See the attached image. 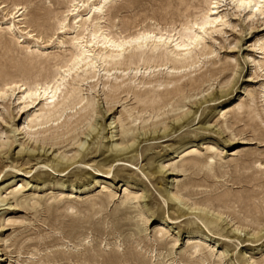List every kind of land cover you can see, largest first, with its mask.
<instances>
[{
    "label": "bare ground",
    "instance_id": "obj_1",
    "mask_svg": "<svg viewBox=\"0 0 264 264\" xmlns=\"http://www.w3.org/2000/svg\"><path fill=\"white\" fill-rule=\"evenodd\" d=\"M115 1L117 0H65L67 7L60 11L59 16L58 11L50 8L42 14L33 11L35 19L42 20L40 25L43 26L52 17L55 18V28L51 35H46L42 29H35L26 22L25 4L13 3L8 6L0 2V13L3 16L0 20V30L13 37L17 44H22L28 53L24 60L19 61V71L28 77L8 78L0 85V106L3 109H6L4 101L8 98L17 104L19 113L27 111L19 129L28 139V143L25 146L20 143L19 148L14 152L12 150L11 154V146L15 140L6 142V133L1 129L0 158L11 155V161H15V165L20 163L18 167H14L24 174H30L37 166L35 174L38 183L42 184L39 188H42L50 184L42 178L47 177L43 168L67 175L78 165L84 164L108 174L110 170L104 171L103 167H112L115 164L113 172L123 177L125 171L129 170L127 166L136 165L143 143L159 139L173 140L177 145H169L171 154L165 153L155 165L141 168L152 181L164 179L159 193L167 200L171 212L165 214L160 206H149V210L157 207V217L153 220L158 223L147 233L151 218L145 214L142 206L138 205L144 196L136 190L137 183L130 179L119 180L123 183L120 186L123 187L121 196L117 195L116 191L108 190L100 191L98 195L91 197L88 195L89 198L85 200L73 199L75 196H72V189L77 188L79 192L84 193L90 187V181L96 184L97 177L88 173L90 176L83 179L82 183L78 179L75 183L69 180L57 183L56 188L59 189L60 195L47 194L38 198L33 193L24 196L23 185L18 187V182L21 181L18 176L22 175H1L5 166L0 165V231L7 225L16 224L24 231L30 226L31 231L33 223L40 222L51 232L62 234L64 242L62 239V242H59L53 238L48 243L46 239L50 238V232L42 233L40 229L20 239L17 235L18 240L14 238L8 245L14 248L12 252L16 254L17 264H127L129 259H136L137 256L132 253L120 255L116 251L102 254L104 247L101 246L88 250L89 234L86 230L81 234L79 231L83 223L99 230L106 217H95L103 215L110 204H115L111 215L120 217L121 222L116 224L118 227L128 224L127 214L131 208L137 212L134 218L140 223L139 233L144 234V238L136 240V246L146 240L141 250L148 255L149 264H158L159 261H162L161 264H210L214 257L216 264H226L225 252L216 251L215 242L210 244V233L224 240L257 243L264 238V215L258 212L253 201L254 196L251 194H247L242 202L244 213L233 207L235 201H232L231 197L241 199L243 196H239L240 191L232 194V189L224 183L217 185L218 179L226 175V171L220 170L224 164L217 165L222 150L212 144H205L204 151L194 148L191 144L197 139L182 131L196 120L202 105H213L218 100L232 95L237 84V79L234 80L235 64L230 56L225 57L223 61L218 58L217 46L213 43L216 41L214 34L217 36L224 33V28L228 26L234 27L229 20L230 15L241 16L243 21L249 22V26L256 20H261L264 24V0H205V6L196 14L186 16L178 27L174 26V23L166 27L154 21L140 27L137 24L131 26L122 23L118 30H113L112 27L117 26L116 24L104 22L108 20L107 12ZM183 1L180 0V3ZM256 38L258 39L253 43V47L260 51V58L255 60L245 56L255 64V69L263 71L262 75H256L255 78L264 76V36ZM235 44L236 42H233L234 47ZM50 57L60 58L53 64L50 74L41 76L40 65ZM215 81L219 89L214 88L215 91H212ZM84 84L89 85L87 89H83ZM258 87L260 90L256 91H252L253 88H243L247 96L235 103L230 113L234 123L244 118L247 121L245 126L251 130L252 135L245 138L246 140L262 143L264 83ZM84 90L90 94L86 91L84 93ZM91 92L100 93L106 113L119 103L122 106L118 111L119 115L112 117L113 121L105 127L107 141L102 147L101 160L96 163L97 145L94 147V144H98L102 125L91 126L98 103ZM187 103L193 105L191 109H184ZM226 114L221 113V116L224 118ZM169 118H172L171 121L166 122ZM227 122L228 119H224L216 122L214 126L200 124L196 129L208 131V134L217 132L223 135L229 128ZM112 123L116 125L111 126ZM114 127L118 128L117 131L112 130ZM87 128L90 129L85 134ZM83 134L85 137L81 138ZM174 135L176 137L172 138ZM235 136L227 134L222 138L233 143ZM206 139L208 138L201 137V144H204ZM30 141L39 142L40 146L29 145ZM7 146L9 149L3 150ZM189 148L191 149L186 151ZM254 150L247 153L254 155ZM257 154L264 155V151ZM166 157L169 158L164 159ZM174 158L178 160L174 161ZM169 160L173 161L168 162ZM91 162L94 164H89ZM251 162L257 171L264 169V163L258 159L253 158ZM187 172L189 174L186 180L178 179V176L186 175ZM41 173L44 175H40ZM63 187H70L72 191L67 196L61 195ZM148 201L145 199V202ZM249 205H253L255 217H251ZM11 209L30 212L32 220H26L22 216L9 217L4 223L3 213ZM41 213L45 216L42 217ZM191 217L201 219L206 230L202 231L200 227L194 226L185 230L178 229L175 233L180 234L183 231L187 241L184 248L177 253L175 250L179 248L180 235L174 236L165 225L171 223L181 226L180 223H184L190 226ZM64 219L70 221L73 228L78 229L70 228L71 225ZM116 225L114 224V227ZM9 236L0 241L7 242ZM41 243L44 249L39 247ZM108 245L109 243L106 246ZM4 246L6 247V244ZM65 249L67 251H64ZM163 249L166 250L165 254ZM41 250H49V254L46 252L47 255L38 257ZM81 250L85 251L82 253ZM247 264H264V258L255 261L249 256Z\"/></svg>",
    "mask_w": 264,
    "mask_h": 264
},
{
    "label": "rangeland",
    "instance_id": "obj_2",
    "mask_svg": "<svg viewBox=\"0 0 264 264\" xmlns=\"http://www.w3.org/2000/svg\"><path fill=\"white\" fill-rule=\"evenodd\" d=\"M0 2L5 3L8 6H11L13 3L25 4L27 6V9L25 11V13L27 14L26 15V22L29 25L33 26V28H35V29H42L46 35H51L53 29L55 28V20H54L55 18L52 17L49 21H47L46 25L43 26V25H40V23H42V20H36L35 19L33 11H36V12L42 14L48 8H50V9H53L55 11H58L57 16H59L60 11L65 10L67 7L65 0H63V1L62 0H0ZM204 6H205V0H191V1L190 0H184L182 3H180V0L179 1L178 0H117L113 3L110 10L107 12L106 17L108 18V20L105 21L104 23H110L112 25L116 24L117 26L112 27L113 30H118V27H120L122 23L123 24H129L131 26L137 24L138 27H140V26H143L145 24L152 23L154 21H156L157 23H160V25H163L166 27L171 23H174V26L178 27L180 22H182L186 16H192V15L196 14L197 11ZM230 16L231 17H229V20H230L231 24L234 25V27L228 26V27L224 28V33L217 34V36H216V34H214L215 35L214 38L216 39L217 43H216V41H214L213 43H214L215 47L217 46L216 50L218 51V58H220L223 61L225 57L230 56L231 60H233L232 63L235 64L234 69L236 71H235V75H234V80L237 79V84L234 88V92L232 95H229L227 97H224V98L218 100L213 105H211V103L202 105V107L200 108V110L197 113L196 120H195L196 122L194 121L192 124H190L189 126L184 128L182 132L187 133L188 136H191V137H194L197 139V141H195L193 144H191V145H194L193 146L194 148H198L199 150L204 151L205 144H210V145L212 144V145H214V147H218L219 150H222V152L220 154V158H218L219 160L217 162V165L219 163L224 164V167L220 168V170L226 171V175L224 177L218 179L219 183L217 185L220 186L221 183H224L226 186L228 185V187L232 189V194L235 191H240L239 196H243L241 199L231 197V198H233L232 201H235V202H233V207L236 210H238L240 213L245 212V208H243L244 206L242 205L243 204L242 202L246 199L247 194L253 195L254 196L253 201L258 208V212L263 216L264 215V169L262 171H257L256 168L253 167L251 159L256 158L259 161L264 163V155H260V154L258 155L257 154L259 152L264 151V142L259 143L257 140H255V141L246 140L247 137L249 138L252 135L250 133L251 130L249 128L247 129L245 126V123L247 121L244 118L242 121L234 123L233 119L231 118L230 112L232 111L233 105L235 103H238L240 100L244 99L247 96V94L243 90V88H246L247 90H249V89L251 90L253 88L252 91H256V90H260V88L258 86H260L261 83H264V79H263L264 76H259V77L255 78L256 75H262L263 71L260 69L259 70L255 69L254 68L255 64L253 62H251L250 60L246 59V57H245L248 55L251 57V59L253 58L255 60L260 58V56H261L260 51L257 48L253 47V43L255 42V40L258 39V38H256L257 36H259V37L264 36V24H262L263 22H260L261 20H259V21L256 20V22L254 21L253 24L251 26H249V22L243 21L241 16H238V15H230ZM2 17L3 16L0 13V20L2 19ZM161 21H163V22H161ZM249 27H251L252 29H250ZM233 42L234 43L236 42L235 47L233 46ZM61 53H62V51H61ZM27 54L28 53L25 52L22 44H17V42L15 41V39L13 37H11L7 33L0 30V85L5 80H7L8 78L16 77V79H19V78L20 79H26L28 77V75L22 74L19 71V68H20L19 61L24 60L27 57ZM225 55H227V56H225ZM59 58L58 57H56V58L50 57V58L45 59V61L40 65V69H39L40 75L45 76V75L50 74V72L53 69V64ZM34 60H38V59H34ZM254 70L255 71L257 70L256 71L257 73ZM218 81H219V79H218ZM88 86H89L88 84H84L83 89L84 88L87 89ZM214 88L219 89V86L216 84V81L214 82V86H213L212 91H215ZM85 91L86 90H84V93L87 92V91L86 92ZM88 93L89 92H87V94ZM91 93L92 94L94 93L93 95L95 96V100H96V102H98V103H96V106H95L96 113L94 114V118L92 120L91 126L92 127L93 126L99 127L100 125H102V130L100 133V139H98V144H94V147L97 145V148H96V150H97L96 155L97 156L95 157V159H97V160H95L94 158H92V159H94L95 160L94 163H96V162L101 160L100 154L103 150L102 147L105 145V143H106L105 141H107V139L105 138L107 128H105V127H107V123H109L110 121H113L112 117H117L119 115L118 111H120V109H122V106H121V103H119L116 105L117 107L115 106L111 111L106 113L105 105L102 104L103 103L102 97L99 96L100 93H95V92H91ZM197 98H199V96ZM4 103L6 105V109H3V107L0 106L1 107L0 108V131L3 130L6 133L5 134V137L7 139L6 142H11L12 140H15V143H13L11 146V150H10V153H11L12 150L14 152L19 148L20 143H23L24 146L27 145V143H28V139L24 136L23 132L20 131V129H19L27 111L23 110V111H21V113H19L17 110L18 109L17 104L8 100V98L5 99ZM126 103L130 104L131 102H126ZM228 105H230V106H228ZM192 106L193 105L191 103H187V106L184 109H186V108L191 109ZM2 109H3V111H2ZM6 111H7V113H6ZM220 112L221 113H227V114L223 118L221 116ZM4 114H5V116H4ZM171 119L172 118H169L166 122H170ZM224 119H228L229 128L226 130V132L223 135H219L217 132H212L211 134H208V131L204 132L201 129H196V127H198L200 124L206 123L205 125L214 126L216 124V122L222 121ZM198 121H199V123H198ZM212 121H213V123H212ZM115 125H116V123H112L111 126H115ZM89 129L90 128H87L85 130V134L87 133V131ZM117 129H118L117 127H114L112 130L117 131ZM134 132H137V131L134 130ZM85 134L81 135V138L85 137ZM227 134L236 135L233 143L227 142L224 140V138H222V137H225ZM117 136L120 137L119 135H117ZM174 137H176V135H174L172 138H174ZM201 137H207L208 138V139H206V141H204V144H201V142H203L202 140H200ZM173 142H174L173 140L164 141L163 139H159V140L148 141L146 143H143L142 147L139 151V153H140L139 159L136 162V165L127 166L129 170L125 171V175L123 177H120L119 174L113 172V170L115 168V164H113L112 167H107V166L103 167L104 171L110 170V172L108 174H106V173L103 174L101 171H97L94 168H92L91 165L86 166L84 164L78 165L67 175H65V173H62V174L54 173L49 168H43L44 173H47V177L43 176L44 173H41L40 175H42L43 176L42 178L46 179L50 184L47 186H44L42 188H39L42 186V184L38 183V180H37V177L35 174V170H37V166L32 169L30 174H24L22 172H18L19 168H17V167L20 165V163L15 165L16 162L11 161V158H10L11 155L10 154H9L10 156H8L7 158H5V157L0 158V163H1L0 165L5 166L2 169L1 175H3L4 173H10V175H18V174L22 175V176H18V179H20L21 181H19L18 182L19 185H18V183H17V185H18V187L21 184L23 185L22 192H23L24 196H29V195L34 194L35 197L41 198L47 194L48 195H50V194L51 195L52 194L53 195L54 194L60 195V193H58L59 189L56 188L57 183H60L64 180H69V181L75 183V181L77 179L80 181V183H82L83 179L85 180V179H87L86 177L90 176V174L88 175V173H93V176L97 177V179H96L97 182H96V184H94L93 181H92V183L90 181V187H88V189H86L84 191V193L79 192L77 188L72 189L73 191L71 190L70 187H63L62 188L63 194H61V195L67 196L68 193L72 191L73 192L72 196L73 197L75 196L73 198L75 200H85V199L89 198V196L91 197L93 195H98V192H100V191L103 192V191H108V190L116 191L117 195L121 196L123 187H120V186L123 183H122V181H119V180L130 179V180L137 183L136 190L139 191L138 192L139 194H142L144 196V199L142 198L139 200L140 202L138 205L142 206V209L144 210L145 214L151 218V221L148 224L149 229L147 230V233H149L150 229L155 227L158 222H157V220H156V222H155V220H153V219H155V217H157V211H156L157 207L156 208L152 207L150 210L148 209V207L149 206L151 207V205L160 206V208L162 209V212H164L165 214L170 213L171 210L169 209V205H168L167 200L159 193V187H161V188L163 187L164 184H161V183H164V179H158L157 181H152L147 175H145L144 172L141 171V168H143V167L145 168L148 165H150V167L155 165L157 163V160L159 158H162V155L165 153L171 154L170 151L172 149H170L169 145H173V146L177 145V143H173ZM38 143L39 142L35 143L33 141H30L29 145L33 144V145H39L40 146V143L39 144ZM47 147L48 146H46V148ZM5 148H6V150L9 149L7 146V147H4L3 150H5ZM248 148H250V149H248ZM253 148L254 149L257 148V149L254 150ZM190 149L191 148L187 149L186 151H189ZM250 150L256 151V154H254V155L248 154L247 152ZM172 156L173 155H170V157H172ZM144 157H146V158L144 159ZM168 158L169 157H166L164 159H168ZM231 159H232V161H231ZM173 160L176 161V160H178V158L177 159L174 158ZM173 160H169L168 162H171ZM94 163L91 162L89 164H94ZM14 166H17V167H14ZM217 170H218V167H217ZM187 174H189V172H187L186 175L182 174V175L178 176V179L186 180ZM8 177H10V176H8ZM8 177H6V179ZM80 177H81V179H79ZM26 181H28V182H26ZM27 183H29V184H27ZM35 187H37V188H35ZM48 191H49V193H48ZM145 199H148L149 201L145 202ZM144 204H146L148 206L143 207ZM114 205L110 204L107 207L106 211L103 213V215H98L95 217V219H97L98 217L99 218L106 217V218H104L105 221L102 222V224H100L99 230H95L93 226H90V225L88 226L87 223H83V227L79 228L80 234L84 233L85 230L89 234L90 238H88L89 239L88 241H90L89 242L90 246H87L88 250H90L91 247L98 248L99 246H101V247H104L102 254L113 253L114 251H116L120 255H123L125 253H128V254L132 253V254H135L138 259L137 258L136 259L131 258V259H129L127 264H149L148 255L144 254L145 252L143 250H141V247H143V245L146 244V240L144 242H142L140 244V246H136V240H140V239L144 238V234L139 233L140 223H138L136 218H134V215L137 214V212H135L134 209L131 208L129 213L127 214V216L129 217L128 224L118 227L116 224L121 222L120 217H117V216L113 217L111 215V212L115 208ZM248 210L251 213V217H255L256 212L253 209V205H249ZM150 211L152 212V214H150ZM30 214H31L30 212H26L23 209L6 210L3 213L4 223H6L5 219H7V218L9 219V217L10 218H12V217L13 218H21V216H22L26 220L28 218L30 220H32V215H30ZM1 215H2V211L0 212V216ZM23 215H25V216H23ZM41 215H42V217L45 216L44 213L43 214L41 213ZM64 220L66 221L67 224H69V225L72 224L70 221H67V219H64ZM190 220L192 222L190 226H188L187 224H184V223H180L181 226H179L177 224H171V223L168 225H165L166 228L170 229V233L171 232H172V234L174 233L173 234L174 236L180 235L179 236V244H178L179 248H177L175 250L177 253L179 250L184 248L185 242L187 241V236L185 233H183V231L180 234L175 233L178 231V229L181 228V230H185L191 226H194V227H198V228L200 227L199 229L202 231L206 230V226L201 219H199L197 217H191ZM37 223L38 222L33 223L34 225L31 226V231H29L30 226L27 229H25L26 231H24V229L23 228L20 229L17 224L13 225V226L7 225L3 228V230L0 231V240L3 237L10 235L8 237V238H10L8 240L9 242L7 241L9 244L7 242L0 241V264H17L15 261L16 260V254L12 252V251H14V248H13V246H8V245H10V242L12 243L14 238H15L14 240H18V239L22 238L24 235L29 234L30 232L32 233V231L36 232V231H39V229H40L42 231V233L44 231H45L44 233L50 232L49 233L50 238H47L49 240L46 239L47 243H48V241H50V239L52 240L53 238L54 239L56 238V240H58L59 242H62V240H63V242L65 241L63 239V237L61 236L62 235L61 233L59 234L57 232H53V231L51 232L46 225H43L40 222L37 225ZM114 224L116 225V227H114ZM16 226H17V228H15ZM262 226H264V225H262ZM8 228H10V229H8ZM70 228H73V226L71 225ZM73 229L77 230L78 228L75 227ZM11 231H13L12 234H11ZM22 231H24V232H22ZM262 232H264V231H262ZM17 235L19 236V238ZM103 235H106V236H104L105 238L103 237ZM16 237L18 239H16ZM209 238L211 239L210 244L213 245V243L215 242L214 245H215L216 251L218 250V251L225 252L224 260H225L226 264L227 263L228 264H247V260H248L249 256H251L253 259H255V261H260L264 258L263 257L264 256V238L260 242H257V243H250V242L241 243V242H239L237 240H233V239L232 240H224L221 237H217L215 234H212V233H210ZM59 239L60 240L62 239V240L60 241ZM108 243H109V245L106 246ZM4 244H6V247L4 246ZM42 244L43 243H41V245L39 247L41 249H44V245H42ZM68 244L71 245L70 243H68ZM2 246H4V247H2ZM68 247L70 248L71 246H68ZM8 248H10V249H8ZM58 248L61 249L60 247H58ZM139 249H140V251H139ZM43 251H45V250H43ZM43 251L41 250L40 254L37 253V255L39 254L38 257H40L42 255H47V253L49 254V250H46L44 252L45 254L43 253ZM64 251H67V250L65 249ZM82 251L84 252L85 250H81V252ZM138 252H139V254H138ZM162 252H163V254H165L166 250L163 249ZM78 253H79V251H78ZM156 253H157V251H156ZM177 253H175V254H177ZM259 257H260V259H259ZM215 261H216V257H214L212 259L211 263L216 264ZM161 263H162V261L158 262V264H161ZM75 264H79V263H75ZM84 264H88V263L85 262Z\"/></svg>",
    "mask_w": 264,
    "mask_h": 264
}]
</instances>
